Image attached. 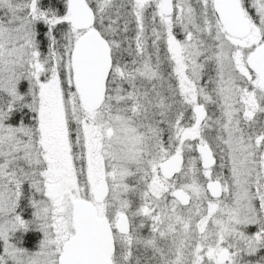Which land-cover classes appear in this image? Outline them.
I'll list each match as a JSON object with an SVG mask.
<instances>
[{
	"label": "rangeland",
	"instance_id": "obj_1",
	"mask_svg": "<svg viewBox=\"0 0 264 264\" xmlns=\"http://www.w3.org/2000/svg\"><path fill=\"white\" fill-rule=\"evenodd\" d=\"M41 1L0 0V264H57L62 245L73 233L71 200H91V192L101 180L106 182L107 196L95 204L96 215L106 217L114 225L118 215L125 213L131 230L127 236L115 233L111 264H126L129 260L124 254L125 245L130 242L134 249L138 241L143 242V249L152 252H144L149 257L143 258L141 264H179L185 260L177 241H169L163 252L157 243L167 234L174 236L172 240L185 234L183 210L153 214L133 208L136 192L141 193V183L145 182V178L140 179L138 188L135 178L144 165L151 167L144 197L154 198L155 203L170 196L173 184L183 185L194 201L202 200L204 182L214 177L222 179V198L206 204V218L214 220L217 236L205 256L215 262L219 250L233 248L232 241L240 230L256 218L251 196H264V175L260 172L264 90L257 87V77L245 63L246 55L264 42V0H242L250 31L241 38L228 36L218 21L211 26L201 25L196 5L202 8L212 0H171L170 15L162 14L160 0H132L137 9L153 2L166 24L175 29V34L168 35L166 46L174 64L178 93L183 96L187 112L196 104L208 111L198 128H193L192 116L188 126L175 135L168 133V152L160 148L164 145L161 143L154 152L148 142L149 134L124 115H114L101 105L88 111L76 104V91L69 93L70 55L52 62L38 50L33 9ZM109 1L89 0L99 22L108 19ZM64 18L69 22V13ZM201 26L210 35L207 51L201 44ZM79 35L70 26L66 48L71 43L73 47ZM55 62L64 72L68 92L64 98L58 81L46 75ZM212 65L213 72L206 75ZM155 107L160 109L159 96L155 97ZM68 114L78 126L82 142L81 182L66 145ZM199 143L210 147L220 172L216 167L201 169L200 181L191 176V183L186 186V173L171 182L158 175L159 163L171 153L183 154L186 170L197 172L200 160L194 146ZM223 160L229 163L230 176L223 171ZM143 228L152 234L138 236L137 231ZM203 229L201 221L199 230ZM190 254L201 260L202 246ZM130 259V264H135V253ZM226 264L240 263L231 256Z\"/></svg>",
	"mask_w": 264,
	"mask_h": 264
},
{
	"label": "trees",
	"instance_id": "obj_2",
	"mask_svg": "<svg viewBox=\"0 0 264 264\" xmlns=\"http://www.w3.org/2000/svg\"><path fill=\"white\" fill-rule=\"evenodd\" d=\"M85 1L89 7H92L89 0ZM239 1L244 11L246 5L242 0ZM33 10L36 16L34 30L39 52L48 55L52 62L59 56L63 61L71 54L72 49V43L66 48L67 32L70 30L68 20L64 18L68 15L66 0H42ZM196 11L197 19L203 26H211L217 21L211 4L202 8L196 5ZM106 14L108 19L103 18L101 22L97 14H94L93 22V27L109 47L112 64L101 106L111 109L114 115H124L123 117L130 119L136 128L146 135L149 134V143L153 149L155 148L154 152L160 143L164 144L160 148L168 152L166 143L170 134L175 135L180 129L188 126L192 117L191 114H183L184 104L177 90L173 75L174 64L166 46L168 35L175 34V29L166 24L153 2L137 9L132 0H110ZM56 17L61 19L56 20ZM200 28L202 48L206 50L210 43V35L206 28L202 26ZM75 32L81 33V31ZM58 66L55 62V66L52 65L46 75L58 81L64 98L68 92L64 83V72ZM119 69L121 72L118 71ZM210 72H213V65L205 74L209 75ZM75 91L71 81L69 93ZM156 96H159V110L155 107ZM77 101L76 104L80 106V101ZM70 119L72 118L68 114L65 119L68 131L66 145L73 156L78 179L81 182L84 177L82 142L77 130L78 126ZM146 168L148 170L149 166L146 165L144 169ZM140 179L141 175L138 172L135 181L139 183ZM172 237L174 236L167 234L165 238H158L157 241L162 245V252L169 241H177L176 246L183 249L185 259L179 264H216L204 259L195 260L193 254H190L193 251L192 245L188 244L184 236L180 235L175 240H172Z\"/></svg>",
	"mask_w": 264,
	"mask_h": 264
},
{
	"label": "water",
	"instance_id": "obj_3",
	"mask_svg": "<svg viewBox=\"0 0 264 264\" xmlns=\"http://www.w3.org/2000/svg\"><path fill=\"white\" fill-rule=\"evenodd\" d=\"M161 12L170 15L171 0H160ZM212 10L224 32L230 37H244L250 31V23L246 18L239 0H212ZM69 23L73 30L82 31L74 41L70 54L72 84L78 95L80 104L88 111L98 108L102 101L106 81L111 70L109 47L100 33L93 27L94 14L85 0H67ZM247 67L257 77V87L264 90V42L250 51L245 58ZM195 121L193 128H198L206 115L201 106L193 108ZM110 131H108L109 134ZM196 151L200 154L203 167L214 163L210 148L198 144ZM264 171V152L262 155ZM181 155H171L159 165L160 174L170 178L177 174L182 165ZM207 190L212 195L219 194V184L208 182ZM107 196L104 180L92 191V201L84 198L71 200V224L73 233L61 247L58 264H111L114 253V238L110 222L106 217H98L93 203H99ZM173 196L185 204L187 197L182 190H175ZM117 233L126 234L128 223L125 214H120L115 222ZM226 258L221 252L219 262Z\"/></svg>",
	"mask_w": 264,
	"mask_h": 264
},
{
	"label": "flooded vegetation",
	"instance_id": "obj_4",
	"mask_svg": "<svg viewBox=\"0 0 264 264\" xmlns=\"http://www.w3.org/2000/svg\"><path fill=\"white\" fill-rule=\"evenodd\" d=\"M182 101H183V104H185V102L183 100V96H182ZM196 106H201L206 111V115H205V117H206L207 114H208V111L201 104H196L194 107H196ZM193 108L190 109V111L187 112L186 111V107L184 106L183 114H185V113H188V115L191 114V116L194 117V121H195V114L193 113ZM205 117H204V119H205ZM149 141H150V139H148V142ZM199 144H201V143H199ZM197 145L198 144H196L194 146V153L199 156V160H200V163H199L200 167L197 168L198 169L197 172L192 171L193 172L192 173L190 171V169L186 170V166H187L186 158L184 157L183 154H178L177 153V155H181L182 156V160H183L180 171L177 174H174L173 176H171L170 178H164L160 174V170H159V166H158V175L161 178H163L164 180H167V181L171 182V181H174L181 174L186 173V177H185L186 181L183 182L185 184V186H186V185H189L191 183V182H189L191 180V176H193V178L195 180H197V181H198V178H199V181H200V179H201L200 176L202 177V175L199 176L201 169H203V170L211 169V168L214 169L216 167L217 168L216 171L219 170V172H220V166H219L220 164L217 165L216 159H215L211 149H210V151H211L212 157L214 158L213 165L208 167V168L202 166V162H201V159H200V154H198V152L196 151V146ZM203 145H206V144H203ZM171 155H176V154L171 153L166 158H168ZM164 160H162V161H164ZM160 163H159V165H160ZM221 164H222V167H223V171L227 172L228 176H230L229 172H228V167H229L228 166V164H229L228 161L227 160H223L221 162ZM262 165H263V160H262V157H261L260 172L263 173V175H264V171H263ZM144 168L145 167H141L140 168L139 174L141 175V181H142V178H145V182L142 181V183H145V185L142 186V183H141V187H142L141 188L142 189L141 193L139 191L136 192V197L134 198V201H133V202H135V201L136 202H135V205H134L133 208L134 209H138V212H139L140 209H146L147 213H149V212L152 213L153 212V214H158V213H160V211L162 213L163 211L170 212L172 209L173 210L182 209L183 212H184V215H185L184 219L182 220V227L185 230V234H183V236L186 239V241L188 242V244L192 245L191 248H193V251L191 253L195 252V248H198V247L202 246V248H203V254L202 255L203 256L201 257V260H203V259L204 260H209L205 256V251L207 250V248L209 246L213 245V241H214L215 237L217 236V225L213 224L214 220L212 218H210V217L208 219L206 218L207 212H208V209H207L208 207L206 206V204L208 202H217V200L222 198V194H223L222 193L223 192L222 191V185L224 184L222 179L220 177L219 178L214 177V178H211V179H209V180L204 182V184H203L204 197H203L202 200L194 201V198L191 197L189 192L182 187L183 185H181V184H173L172 185L173 186L172 187V192H171L170 196L166 200H164L162 202H160L158 200V202L155 203L156 200L154 198L153 199L152 198L148 199V198L144 197V194H145L144 191L146 189V183L149 180V175H147V174L151 171V167H149L148 170H147V168L146 169H144ZM225 177H226V175H225ZM208 182H217L219 184V190H220L219 194L212 195L211 192L209 190H207L206 184ZM138 188H140V183L138 185ZM94 189H95V187L93 188V190ZM175 190H182L184 192L185 196L187 197V201H186L185 204H181L173 196V192ZM139 194H141V195H139ZM250 199L252 200V202H251L252 203V207L255 208V213H256L255 217L256 218L255 219L252 218L253 223L245 226L243 228V230H240L239 234L234 238V241H232L233 248L224 247V248H221V250H219V252L217 253L216 258H215V263L216 264H226V263H228V261H229L231 256H232V258L234 260L237 259L240 264H245L247 262H259L261 264L264 263V196L260 199L258 194L255 193V195L251 196ZM103 200H101L100 202H102ZM90 201H92V192H91V200ZM231 203H232V205H234V201L231 202ZM95 204H97V203H93L94 208H95ZM121 214H125V213H121ZM125 216H126L127 223H128V232L126 234H120V235H123V236H127L128 234H130V231H131L128 217H127L126 214H125ZM108 221H109V219H108ZM201 221L204 222V229L200 231L199 228H200V222ZM110 227L112 229V235H113V238H114L115 233H117L116 230L114 229L115 223H114V225H112L110 223ZM145 230H146L145 228H143L142 231H140V230L137 231L136 230L137 231V235L139 236L140 234H144V235L152 234L151 230H149V231H145ZM157 243L160 244V241H157ZM114 246H115V241H114ZM132 246H133V244L131 245V243L129 242V245H125V247H124L125 257L129 260L126 264H130V262H131L130 255H131L132 252L135 253V255H136L135 264H141V262L143 261V258H144L143 255L146 257L144 252L146 254H148V253L152 254V252L150 250H148L147 248H145V249L142 248L144 246L142 241H138L134 245V249H132ZM190 251H191V249H190ZM223 251H225V253H226V258H225L224 261L219 262L220 254ZM148 257L149 256H147V258ZM195 260H198V259H195ZM57 264H58V260H57Z\"/></svg>",
	"mask_w": 264,
	"mask_h": 264
}]
</instances>
